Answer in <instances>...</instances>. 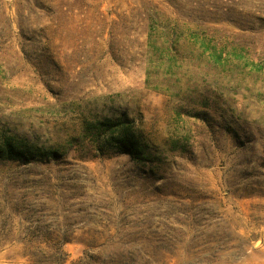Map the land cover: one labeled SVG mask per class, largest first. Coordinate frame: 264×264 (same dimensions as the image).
I'll list each match as a JSON object with an SVG mask.
<instances>
[{
	"label": "rangeland",
	"instance_id": "rangeland-1",
	"mask_svg": "<svg viewBox=\"0 0 264 264\" xmlns=\"http://www.w3.org/2000/svg\"><path fill=\"white\" fill-rule=\"evenodd\" d=\"M6 137L0 264H264V0H0Z\"/></svg>",
	"mask_w": 264,
	"mask_h": 264
},
{
	"label": "trees",
	"instance_id": "trees-1",
	"mask_svg": "<svg viewBox=\"0 0 264 264\" xmlns=\"http://www.w3.org/2000/svg\"><path fill=\"white\" fill-rule=\"evenodd\" d=\"M114 128L110 130L113 132ZM105 144H116V146L123 152L129 153L133 157H137L141 154V148L132 134L123 135L119 132L116 135H109L105 140ZM4 152L5 156L12 159L21 161H29L31 159H49L54 155V151L48 152L42 150L34 144H30L24 140H18L11 137L4 138L2 147L0 146V152ZM1 154V153H0Z\"/></svg>",
	"mask_w": 264,
	"mask_h": 264
}]
</instances>
